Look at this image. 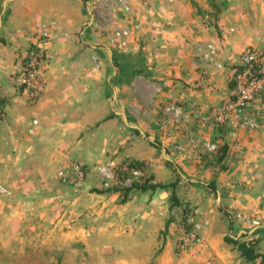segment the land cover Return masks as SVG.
<instances>
[{
  "label": "rangeland",
  "instance_id": "1",
  "mask_svg": "<svg viewBox=\"0 0 264 264\" xmlns=\"http://www.w3.org/2000/svg\"><path fill=\"white\" fill-rule=\"evenodd\" d=\"M161 21H201L215 52V41L241 46L225 59L230 70L264 44V0H0V57L8 51L17 69L28 52L72 63L76 75H91L74 82L83 106L72 114L92 112L75 152L15 154L0 96V264H264V98L231 129L214 121L216 105L192 120L155 97L139 75ZM19 32L31 40L13 50ZM13 87L24 106L37 104ZM71 164L85 173L80 185L58 178ZM144 182H175L180 204L171 205L170 188L134 187ZM228 238L261 257L247 262Z\"/></svg>",
  "mask_w": 264,
  "mask_h": 264
},
{
  "label": "crops",
  "instance_id": "2",
  "mask_svg": "<svg viewBox=\"0 0 264 264\" xmlns=\"http://www.w3.org/2000/svg\"><path fill=\"white\" fill-rule=\"evenodd\" d=\"M179 24V21H161L159 35L155 36L152 47L148 46L149 53L153 52V57L149 54L147 62L149 68L139 78L153 82L157 92L155 97L162 98L169 105L179 104L183 110L176 111L197 120L206 115L209 107L225 99L227 81L232 75V70L227 69L231 63L225 59L238 52L241 46L233 47L227 41L224 44L215 41L214 46L218 48L215 52L209 44L214 36L209 34L201 21H182L181 27ZM23 35L24 32L16 35L12 41L13 50L22 49L30 42L28 35L25 39L20 38ZM257 49L264 50V44ZM10 56L8 51L3 50L0 57V96L5 98L6 113L2 129L7 127L10 148L15 154L23 152L26 155L34 151L44 154L75 152L74 139L80 136L81 119L88 117L90 121L92 112L89 110L82 118L73 116L77 106H83L81 99L75 98V90L78 92L82 88L74 82L82 83L91 75H76L73 64L68 65L65 60L54 66L48 65L47 61L41 63V94L35 106L26 107L13 89L10 74L16 73L17 63L13 64ZM209 58L216 61L208 62ZM219 76L226 81H221ZM91 92L89 90V95ZM153 106L159 107L157 98ZM33 120L39 122L38 127L32 124ZM93 123L85 124L84 128L88 129ZM94 170L92 168L91 172Z\"/></svg>",
  "mask_w": 264,
  "mask_h": 264
},
{
  "label": "built area",
  "instance_id": "3",
  "mask_svg": "<svg viewBox=\"0 0 264 264\" xmlns=\"http://www.w3.org/2000/svg\"><path fill=\"white\" fill-rule=\"evenodd\" d=\"M38 53H26L12 77L14 86L30 104L37 101L41 92L42 55ZM259 97L264 98V50L248 47L239 54L232 66L229 99L212 110L214 121L236 129L241 121L242 111ZM101 173L107 177L106 171ZM84 176L85 173L78 164H71L58 173L59 180L69 186L80 185Z\"/></svg>",
  "mask_w": 264,
  "mask_h": 264
},
{
  "label": "trees",
  "instance_id": "4",
  "mask_svg": "<svg viewBox=\"0 0 264 264\" xmlns=\"http://www.w3.org/2000/svg\"><path fill=\"white\" fill-rule=\"evenodd\" d=\"M152 145L156 146L154 143H152ZM176 184L175 182L169 183V184H150L148 182H144L141 185H134V187L139 188L141 190H147V189H156V188H170L171 189V193H170V199L172 201V206H178L180 203L178 201V198L176 197L175 193H174V188H175ZM210 187L213 190L214 186L212 185V183H210ZM128 191V189H124L123 190V194H125ZM166 227V225H165ZM228 241L230 243L236 244L237 248L241 254V256L247 261V262H252L255 259L261 257L260 254H258L257 252H255L254 250V245L252 243H246V242H238L237 240L234 239H230L228 238Z\"/></svg>",
  "mask_w": 264,
  "mask_h": 264
}]
</instances>
